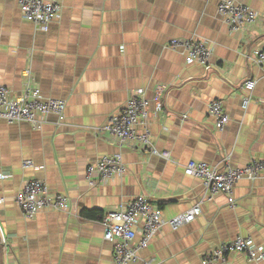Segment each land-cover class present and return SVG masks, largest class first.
Segmentation results:
<instances>
[{"label":"crops","instance_id":"crops-1","mask_svg":"<svg viewBox=\"0 0 264 264\" xmlns=\"http://www.w3.org/2000/svg\"><path fill=\"white\" fill-rule=\"evenodd\" d=\"M59 16L46 31L22 17L17 0H0V83L22 92L27 70L44 97L65 100V115L49 114L39 124L0 119V264H113L99 213L140 194L160 207L165 220L157 236L129 264H203L204 255L238 235L264 248V180L242 178L234 185L235 206L222 192L203 197L198 178L186 175L189 160L243 166L264 157V69L252 61L264 45V0H244L261 13L257 24L229 32L217 12L219 0H53ZM199 37L213 48L210 69L186 63L172 38ZM254 79L242 107L243 83ZM165 86L163 109L153 120L155 145L174 161L134 146H118L94 128L121 110L142 88L151 98ZM220 99L229 115L217 131L208 103ZM186 115L185 118H182ZM120 153L121 177L89 185L85 166ZM31 160L34 167H23ZM26 178L44 180L66 194L69 212L43 210L24 218L14 201ZM202 200L201 214L174 227L169 220ZM229 264H264L231 253Z\"/></svg>","mask_w":264,"mask_h":264},{"label":"built area","instance_id":"built-area-1","mask_svg":"<svg viewBox=\"0 0 264 264\" xmlns=\"http://www.w3.org/2000/svg\"><path fill=\"white\" fill-rule=\"evenodd\" d=\"M21 15L40 30L46 31L60 14L62 5L53 0H17ZM217 12L228 26L229 32L245 31L253 28L261 19V13L249 7L244 0H219ZM167 47L181 49L186 63H197L206 70L210 69L213 48L199 37L172 38ZM252 61L264 69V45L254 49ZM19 95H12L11 89L0 83V119L8 123L29 122L39 124L49 114H55L58 121L65 115V100L44 97L40 87L33 84L29 71ZM255 86L254 79L243 83L242 107L246 108L251 100ZM165 86L158 84L151 98L142 88H138L127 99L125 106L108 116L102 126L94 128L97 133L105 131L116 141L118 146H134L138 143L142 150L167 160L171 158L169 150L158 148L153 141L152 122L163 109L162 96ZM208 109L214 118L217 131H222L229 121L224 102L213 99ZM183 115L182 118H185ZM23 167H34L31 160H25ZM126 172V164L120 153L103 155L95 162L85 166L84 177L89 185L103 184L113 177H121ZM186 175L198 178L203 187V197H212L218 192L226 195L227 206L232 209L236 202L233 196L234 185L238 180L247 178L264 180V157H252L243 166L233 165L229 159L220 165H211L203 160H189L184 166ZM7 177L0 173V179ZM4 198H0V204ZM14 201L24 218L32 219L43 210L69 212L70 199L66 194L52 191L40 178H26L22 181ZM202 200L195 202L189 209L173 216L169 223L178 227L191 222L201 214ZM165 220L160 207H154L145 195H136L129 201L105 211L101 216L104 238L113 245V264H129L140 259L139 252L153 240ZM244 253L250 261L264 259V248L255 244L251 236L238 235L220 242L216 248L203 256V264H229L231 253ZM144 264H155L154 259H146Z\"/></svg>","mask_w":264,"mask_h":264},{"label":"trees","instance_id":"trees-1","mask_svg":"<svg viewBox=\"0 0 264 264\" xmlns=\"http://www.w3.org/2000/svg\"><path fill=\"white\" fill-rule=\"evenodd\" d=\"M99 213L100 217L102 216L103 212H98L97 210H86L83 211L82 214L87 217H95Z\"/></svg>","mask_w":264,"mask_h":264}]
</instances>
